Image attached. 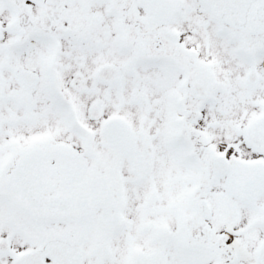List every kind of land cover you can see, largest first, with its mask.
Segmentation results:
<instances>
[{
    "label": "snow or ice",
    "instance_id": "obj_1",
    "mask_svg": "<svg viewBox=\"0 0 264 264\" xmlns=\"http://www.w3.org/2000/svg\"><path fill=\"white\" fill-rule=\"evenodd\" d=\"M0 264H264V0H0Z\"/></svg>",
    "mask_w": 264,
    "mask_h": 264
}]
</instances>
